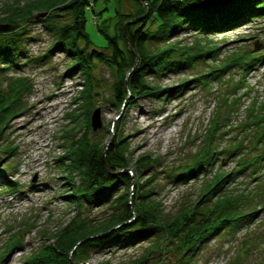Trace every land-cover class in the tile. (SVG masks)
Instances as JSON below:
<instances>
[{
    "label": "rangeland",
    "instance_id": "obj_1",
    "mask_svg": "<svg viewBox=\"0 0 264 264\" xmlns=\"http://www.w3.org/2000/svg\"><path fill=\"white\" fill-rule=\"evenodd\" d=\"M13 1L0 0V9ZM136 2L148 6L144 0V3ZM124 5L127 9L132 8L127 0ZM190 29H183L167 42L154 41L153 46L161 48L177 44L190 55L200 53L197 68L179 69L163 76L149 74L147 79L165 90L163 95L141 97L133 105L119 109L110 102L114 78L104 66L96 65L92 73L91 104L75 100L83 78L68 70L70 60L65 54L53 49L49 57L23 68L22 74L33 82V93L28 98V109L13 118L5 130L6 140L14 150L8 156L1 155V166L7 163L11 168L0 180V256L14 242L18 249L4 254L0 264H24L41 245L50 243L55 233L75 219L89 225L97 224L107 216L109 211L105 207L85 203L79 209L67 198V192L71 190L60 158L72 137L81 135L85 125L89 124V138L98 141L104 138L106 146L113 136L124 138L128 145L127 155L131 158L128 173L133 188L130 193L143 183V189H152L151 195L159 202L163 215L170 218L182 205L195 201L211 174L230 173L237 169V156L217 154V159L225 158L223 162L220 159L212 164L209 170L213 172L206 171L204 176L199 173L193 180H174L180 168L191 162L198 148L194 138H201L204 129L209 127L222 97L229 96L231 102L235 101L237 112H232L230 128L225 130L224 139L218 141L216 147L225 150L229 149L231 142H241L248 149L255 144L259 132L249 127L244 133L241 127L250 118L262 117L264 120V18L223 34L203 36ZM26 30L32 38L24 43V53L34 61L47 54L52 38L39 23L27 26ZM86 31L95 46H105V37L91 21V14L88 15ZM210 50L212 54L206 57ZM255 56H261L263 60H257L252 69L245 70L244 62H251ZM233 58L239 60L241 67L231 65ZM201 74L207 75L206 87L194 79ZM183 81H187V85H182ZM237 82H240L241 89L234 92ZM256 105L258 112L251 116L249 111ZM90 107L100 111L101 127L95 132L90 127L91 116L86 123ZM263 150L264 142H259L243 161H250ZM141 155L150 159V164L143 165L138 173L133 163ZM241 175L243 177L232 186L244 193L256 188L252 195L256 201L262 202L256 218L249 225L225 230L215 239L199 245L195 254L188 251L182 255L174 250L175 246L171 243L165 245L161 239L158 246L148 247L150 241H147L123 248L120 242L124 238L120 237L112 244L107 243L85 254L87 261L83 264H132L141 258L146 260L144 264H264V158L257 160L255 166L242 169ZM5 185L12 186L13 190L5 192L2 188ZM131 195L134 197L133 193ZM71 256L69 264H76Z\"/></svg>",
    "mask_w": 264,
    "mask_h": 264
},
{
    "label": "trees",
    "instance_id": "obj_2",
    "mask_svg": "<svg viewBox=\"0 0 264 264\" xmlns=\"http://www.w3.org/2000/svg\"><path fill=\"white\" fill-rule=\"evenodd\" d=\"M127 1L132 8L125 7L126 0H15L0 9V180L11 168L7 163L1 166V155L8 156L14 150L6 140L5 130L13 118L28 109V98L33 93L32 80L22 74L26 65L49 57L53 49L65 54L70 60L68 70L83 78L75 100L86 104H91V77L95 66H104L114 78L110 102L119 109L133 105L141 97L158 98L163 95L165 90L152 85L147 79L149 74L163 76L179 69L197 68L200 53L190 55L177 44L154 47V41L167 42L171 36L190 28L203 36L223 34L264 18V0H144L148 6L140 5L136 0ZM89 14L98 32L105 37L103 47L95 46L86 31ZM34 23H39L51 36L52 43L46 55L33 61L25 56L24 43L32 38L26 27ZM211 54L212 50L206 57ZM257 60H263V57L255 56L251 62H244L245 70L252 69ZM238 61L233 58L231 65L241 67ZM206 76L201 74L194 79L206 87ZM182 85H187V81ZM235 86L234 92L241 89L240 82ZM217 105L209 127L204 129L201 138H194L198 148L191 162L180 168L174 180H193L199 173L204 176L206 171L213 172L209 170L212 164L220 159L223 162L230 155L237 156V169L230 173L219 171L211 174L195 201L182 205L172 218L163 215L159 202L151 195L152 189H143V183L130 193L133 188L132 177L128 173L131 158L127 155L128 145L124 138L113 136L106 146L104 138L100 141L89 138V124L83 126L82 134L72 137L60 158L71 190L67 192V198L79 209L88 203L105 207L109 212L97 224L84 225L83 221L73 220L55 233L50 243L41 245L24 264H69L70 254L73 262L83 264L87 261L85 254L107 243L112 244L120 237L124 238L120 242L123 248L147 241H150L148 247L158 246L161 239L165 245L171 243L175 246L174 250L178 252L195 254L199 245L215 239L225 230L249 225L262 203L252 195L257 189L244 193L232 184L243 177L242 169L255 166L257 160L264 158L263 150L250 161H243L259 142H264V120L262 117L250 118L248 123L242 124L244 133L249 127L259 132L255 144L248 149L241 142H231L229 149L219 150L217 142L224 139L225 130L230 128L231 114L237 109L229 96L222 97ZM94 110L88 108L86 123ZM257 112L256 105L249 114L253 116ZM246 134L250 136L249 132ZM223 153L225 157L217 159L216 155ZM149 162L150 159L141 155L134 160L133 166L141 173L143 165ZM2 188L5 192L13 190L10 185ZM132 193L134 197L131 198ZM256 202L259 205L256 206ZM15 249H18L16 242L4 254ZM148 252L151 253L150 250ZM145 261L141 258L132 264H144Z\"/></svg>",
    "mask_w": 264,
    "mask_h": 264
},
{
    "label": "water",
    "instance_id": "obj_3",
    "mask_svg": "<svg viewBox=\"0 0 264 264\" xmlns=\"http://www.w3.org/2000/svg\"><path fill=\"white\" fill-rule=\"evenodd\" d=\"M140 1L141 3H144L143 0H137ZM149 12V9H148ZM125 28V27H124ZM99 109L94 110L91 118H90V127L92 129V131H97L98 129H100L101 127V123H100V119H99Z\"/></svg>",
    "mask_w": 264,
    "mask_h": 264
}]
</instances>
